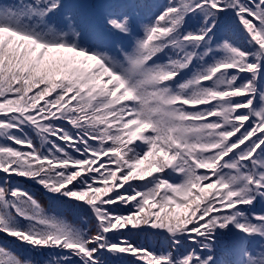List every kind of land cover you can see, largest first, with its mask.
<instances>
[{"label":"snow or ice","instance_id":"1","mask_svg":"<svg viewBox=\"0 0 264 264\" xmlns=\"http://www.w3.org/2000/svg\"><path fill=\"white\" fill-rule=\"evenodd\" d=\"M0 264H264V0H0Z\"/></svg>","mask_w":264,"mask_h":264},{"label":"rangeland","instance_id":"2","mask_svg":"<svg viewBox=\"0 0 264 264\" xmlns=\"http://www.w3.org/2000/svg\"><path fill=\"white\" fill-rule=\"evenodd\" d=\"M31 190H32V191L37 195V197L39 198V193L36 191V189H35V188H32ZM42 202H46V197H45V200L42 201Z\"/></svg>","mask_w":264,"mask_h":264},{"label":"trees","instance_id":"3","mask_svg":"<svg viewBox=\"0 0 264 264\" xmlns=\"http://www.w3.org/2000/svg\"><path fill=\"white\" fill-rule=\"evenodd\" d=\"M164 2V1H163ZM163 2H161V3H163ZM70 219H71V217H70Z\"/></svg>","mask_w":264,"mask_h":264}]
</instances>
